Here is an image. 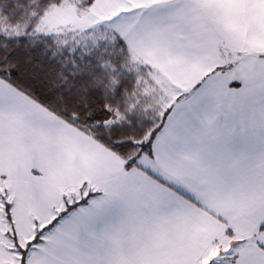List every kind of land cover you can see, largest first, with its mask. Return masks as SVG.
<instances>
[{
    "label": "snow or ice",
    "instance_id": "6c2138e0",
    "mask_svg": "<svg viewBox=\"0 0 264 264\" xmlns=\"http://www.w3.org/2000/svg\"><path fill=\"white\" fill-rule=\"evenodd\" d=\"M179 2L0 0V264H93L61 251L97 247L117 217L174 213L200 230L191 264H264V174L248 215L204 203L241 197L242 157L254 137L264 150V94L249 97L235 62L191 84L160 74L159 41L184 46ZM13 126L31 135L28 173L48 186L44 215L26 226L3 167ZM65 170L72 182L58 190ZM201 212L223 227L207 231Z\"/></svg>",
    "mask_w": 264,
    "mask_h": 264
},
{
    "label": "crops",
    "instance_id": "0c3cea01",
    "mask_svg": "<svg viewBox=\"0 0 264 264\" xmlns=\"http://www.w3.org/2000/svg\"><path fill=\"white\" fill-rule=\"evenodd\" d=\"M173 20L183 29L184 46L177 49L167 40L159 41L161 59L158 67L162 76L174 83L183 81L191 84L208 75L217 65L235 62L229 72L236 71L238 76H243L248 84L249 97L256 100L264 94V59L258 58V54L264 53V0H180ZM252 107L258 115V105ZM251 123L253 128L257 127L255 120ZM54 135L71 143L76 133L65 136L57 130ZM3 139V167L13 173L19 187L23 210L17 219L26 226V218L44 215L48 186L28 173L29 156L35 150L31 135L26 131L19 132L13 126L4 129ZM79 154L73 148V155ZM242 159L244 164L235 184L242 192L241 197L225 202L205 199L204 203L213 212L226 214L233 209L234 215L243 217L259 203L264 150L260 149L257 138L254 137L252 147ZM71 175L65 170L56 177L58 190L72 182ZM200 217L210 233L223 227L206 213L201 212ZM0 229L6 230L1 219ZM199 231L190 229L175 213L162 217L125 215L115 218L106 227L97 247L83 251L62 250L61 256L74 255L93 264H191L199 250Z\"/></svg>",
    "mask_w": 264,
    "mask_h": 264
},
{
    "label": "trees",
    "instance_id": "16d2710c",
    "mask_svg": "<svg viewBox=\"0 0 264 264\" xmlns=\"http://www.w3.org/2000/svg\"><path fill=\"white\" fill-rule=\"evenodd\" d=\"M2 220V219H1ZM1 222H3V221H1ZM4 223V222H3ZM7 226V225H6Z\"/></svg>",
    "mask_w": 264,
    "mask_h": 264
},
{
    "label": "rangeland",
    "instance_id": "374dc122",
    "mask_svg": "<svg viewBox=\"0 0 264 264\" xmlns=\"http://www.w3.org/2000/svg\"><path fill=\"white\" fill-rule=\"evenodd\" d=\"M2 221V220H1ZM7 227V226H6Z\"/></svg>",
    "mask_w": 264,
    "mask_h": 264
}]
</instances>
